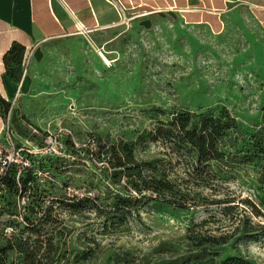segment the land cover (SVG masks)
Listing matches in <instances>:
<instances>
[{
	"label": "rangeland",
	"instance_id": "obj_1",
	"mask_svg": "<svg viewBox=\"0 0 264 264\" xmlns=\"http://www.w3.org/2000/svg\"><path fill=\"white\" fill-rule=\"evenodd\" d=\"M146 15L43 44L5 105L37 172L2 187L0 264H264V28ZM180 111L210 116L221 161L193 169L156 132ZM128 166L191 199L134 190Z\"/></svg>",
	"mask_w": 264,
	"mask_h": 264
},
{
	"label": "crops",
	"instance_id": "obj_2",
	"mask_svg": "<svg viewBox=\"0 0 264 264\" xmlns=\"http://www.w3.org/2000/svg\"><path fill=\"white\" fill-rule=\"evenodd\" d=\"M128 12L165 13L186 23H211L230 12L249 10L264 28V0H118ZM140 16V15H139ZM147 16V15H146ZM116 0H0V131L3 109L25 87L42 54V45L62 38L78 27L108 28L119 20ZM138 17V16H137ZM144 23L148 17L142 19ZM24 46L23 57L31 62L20 81L8 74L4 54L12 43ZM22 65V63H21Z\"/></svg>",
	"mask_w": 264,
	"mask_h": 264
},
{
	"label": "trees",
	"instance_id": "obj_3",
	"mask_svg": "<svg viewBox=\"0 0 264 264\" xmlns=\"http://www.w3.org/2000/svg\"><path fill=\"white\" fill-rule=\"evenodd\" d=\"M23 54L24 46L17 42L12 43L8 51L4 54L3 59L7 72L14 81H19L21 78ZM6 113L7 112L3 109L4 117ZM199 114L201 117L196 119L193 117L194 115L189 114V112H177L173 118L163 122V124L156 129V132L161 136L171 141V143L176 145L181 151H184L183 155L187 158L190 165L194 163V166L192 165L193 169L199 168L200 165L207 166L212 160L221 161L223 159V151L218 145L220 133L218 132L217 134L210 125V116L206 115L205 112ZM186 155H189V159ZM125 163H131L133 167H139L140 162L138 160H130L129 155H125L120 165H124ZM129 169V166L126 167L128 172ZM134 175L136 179L132 180L131 177L133 174L129 172L128 183L138 192H141V188L145 185H149L148 188H150V192H158L164 196L169 195L178 200V206H183L188 199H191L187 194L180 192V189L170 184L169 180L158 179L155 176H151L147 179L142 175V170H138ZM115 197L117 204L120 205L126 203L131 204L135 196L133 192H127L125 195L118 192L115 193ZM136 199L135 197V200ZM245 235L246 237H253L252 234ZM214 241H216V239H214ZM222 241L225 242L226 238L224 237ZM223 263L235 264L236 258L227 257L224 259Z\"/></svg>",
	"mask_w": 264,
	"mask_h": 264
},
{
	"label": "built area",
	"instance_id": "obj_4",
	"mask_svg": "<svg viewBox=\"0 0 264 264\" xmlns=\"http://www.w3.org/2000/svg\"><path fill=\"white\" fill-rule=\"evenodd\" d=\"M116 3L120 15L116 24L130 25L134 18L145 14V12H128V8L120 1L116 0ZM28 63L29 56L23 57V73L26 71ZM27 141L15 135L10 124V113L8 111L3 118L0 131V195L5 184L12 183L15 186H20L24 175L30 177L32 174H36L37 169L35 168L33 157L36 156L37 152ZM45 147L50 149L48 143H46Z\"/></svg>",
	"mask_w": 264,
	"mask_h": 264
},
{
	"label": "bare ground",
	"instance_id": "obj_5",
	"mask_svg": "<svg viewBox=\"0 0 264 264\" xmlns=\"http://www.w3.org/2000/svg\"><path fill=\"white\" fill-rule=\"evenodd\" d=\"M80 28H82V27H80Z\"/></svg>",
	"mask_w": 264,
	"mask_h": 264
}]
</instances>
